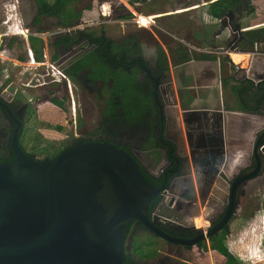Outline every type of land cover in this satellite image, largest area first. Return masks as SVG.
Masks as SVG:
<instances>
[{
  "label": "flooded vegetation",
  "instance_id": "flooded-vegetation-1",
  "mask_svg": "<svg viewBox=\"0 0 264 264\" xmlns=\"http://www.w3.org/2000/svg\"><path fill=\"white\" fill-rule=\"evenodd\" d=\"M248 1L231 0L235 11L231 8L225 9L218 19V29L212 31V37L215 42V39L224 36L218 41L223 40L224 48L228 51L239 47L241 50L253 52L252 55H259L262 59L264 51H257L253 44L256 36L243 35L242 31L245 30H240L235 20L237 10ZM53 8L56 10V7ZM60 8L56 10L57 27L75 25L77 17H70L69 23L62 22L60 11L76 8ZM48 9L49 7L43 6L40 11ZM20 32L24 31L19 30L18 33L21 34ZM66 33L50 31L52 39L49 42L47 38L40 37L42 32L26 36L27 59L29 60L28 51L33 57L28 36L39 38L36 45L42 53V59L47 57L45 52L49 49L51 54L46 62L41 59L36 61V65L47 67L49 60L55 55L53 60L59 61L63 78L72 83V89L69 86L66 90L63 84L53 91L49 99H56L57 102L50 101V105L63 115V107L67 103L69 112L72 110L74 114V94L77 97L85 91L94 100L99 99L100 106L98 115L95 114V125L90 130L91 136L87 135L86 128H78L73 139L107 142L133 156L138 167L146 174L144 177L159 188L156 196L148 202V219L168 236L191 241L183 244L165 240L146 229L136 219H132L126 227L122 241L123 260L127 264H204L205 260L207 264H242L228 248V244L229 238L234 237L240 229L242 219L247 220L249 216L242 215L241 210L247 206L255 178L246 181L242 186L237 185L234 179L241 170L255 165L251 147L248 153L242 155L239 141L234 139L228 144L227 139L225 140L219 119L196 118L195 125L187 130L188 140L195 141V145H192L193 148L187 154L184 151L180 153L174 137L168 135L165 124L162 102L166 96L163 95L161 83L167 68L161 65L157 53L151 59H146L143 52V45L154 47L156 44H142L139 38L134 40L128 34L124 41L107 39L102 29L98 30V34L94 31L89 35L88 31L82 42L79 36L71 37L69 32ZM221 48L214 43L211 51L218 57L225 56L222 51L224 49ZM97 60L100 63L96 65ZM250 64L248 67L252 70V75H249L252 77L236 78L234 94L239 105L250 113L257 110L263 113L254 114L259 117L257 119H260L262 125L255 130L252 146L256 136L264 129V62L257 71H253ZM41 72L34 73L31 81H38L40 76H51L47 70ZM3 76L0 68V161H9L14 158L13 146H18L29 155L22 148L20 138L30 101L18 102L14 93L8 95L5 90L6 79ZM54 81L56 80H51L52 83ZM43 83L41 80L29 86ZM58 93L61 95L56 96ZM64 146H57L52 150L53 152L56 149L55 153L50 152L46 157L54 156ZM143 147H148L150 152L155 153V164L152 166L157 168L155 174H150L143 167L140 157H137L136 153L142 152ZM261 150L264 155V145ZM140 231L165 241L167 245L163 249H152L150 256L139 253L136 257L131 251V242Z\"/></svg>",
  "mask_w": 264,
  "mask_h": 264
},
{
  "label": "rangeland",
  "instance_id": "rangeland-1",
  "mask_svg": "<svg viewBox=\"0 0 264 264\" xmlns=\"http://www.w3.org/2000/svg\"><path fill=\"white\" fill-rule=\"evenodd\" d=\"M219 1L60 0L59 3L48 6V10L40 11V8L46 6L42 5L41 0H0V68L4 75L3 79H6L7 83L5 90L8 95L14 93L18 102L27 103L30 101L23 119V133L20 138L24 151L32 157L40 159L48 156L50 152V154L55 153L56 149L53 152L52 150L57 146L61 147L74 140L73 135H76L78 128L79 130L86 128L87 135L91 136L90 130L93 129L92 125H95L93 124L95 114L98 115L100 106L99 99L94 100L84 91L77 97L75 94L73 95L74 114H72V110L69 112L67 103L64 104L63 115L52 107L49 97L53 91L59 89L63 84H65L66 90L69 86L72 89V83L61 76V66L56 59L49 60L47 67L37 66L34 59L30 63L25 53L28 47L26 43L28 34L42 32L43 35L40 37L47 38L48 42L52 39V36L49 35L50 31L69 32L71 37L82 38L81 42L88 31L89 35L94 31L98 34L99 29L104 31V36L107 39H123L124 41L128 34L134 40L139 38L142 44H156L154 47L143 45L146 59L154 57L158 46L166 48L171 59H182L187 55L196 56V53H201L204 48L210 50L215 43V45H220L221 49H224L222 51L227 52L228 57L234 62L241 61L239 63L241 67H246L249 59L253 71L260 70L262 62L259 55H252L251 51L247 50H245L247 53H241L239 47L228 51L224 48L223 40L218 41L224 36H220L214 42L212 31L218 29V19L221 14L227 8L235 11L231 6V0H226L227 5L224 7L219 5ZM67 6L81 10L77 16V23L71 24L69 27H57L56 10ZM53 7H56V10ZM235 17L239 27L247 29L242 31L243 35L246 37L256 36L253 41L256 50L264 51V0H249L247 4L237 10ZM19 30L24 32L19 34ZM227 36L231 38V35L227 34ZM190 47L195 49L192 50ZM180 48L182 52H176ZM45 53L49 57L51 50L49 49ZM46 58H43L42 62H46ZM41 70H47L48 75L51 76H40L38 81L43 80V84L29 86V84L39 83L31 81V78L34 73L41 74ZM232 74L233 68L224 64L221 76L226 78ZM248 74L252 75L250 68ZM53 79L59 81L56 80L52 83ZM233 79L236 80V78ZM46 92L48 94H44ZM60 95V93L56 94V96ZM63 97L65 99V96ZM251 124L252 130L262 125L260 120L253 121ZM56 126L60 127L59 131L55 129ZM241 141L240 150L244 155L250 151L252 142ZM136 154L137 157H140V152ZM139 159L141 162L143 161L142 157ZM241 163L243 164V161ZM153 169L154 167L152 172H155ZM253 181V191L246 202L247 206L241 210L242 215L249 216L247 220L242 219L240 229L234 237L229 238L228 244V248L242 264H264V173ZM166 245L165 241L145 231H140L131 242V250L135 249L137 257L138 253L149 254L152 249H163ZM135 260L138 261L137 258ZM204 264H207L206 260Z\"/></svg>",
  "mask_w": 264,
  "mask_h": 264
},
{
  "label": "water",
  "instance_id": "water-1",
  "mask_svg": "<svg viewBox=\"0 0 264 264\" xmlns=\"http://www.w3.org/2000/svg\"><path fill=\"white\" fill-rule=\"evenodd\" d=\"M263 145L264 129L251 146L255 165L235 176L237 185L262 175ZM13 152L0 161V264H124L132 219L165 240L191 243L148 219L159 188L122 148L76 138L52 157Z\"/></svg>",
  "mask_w": 264,
  "mask_h": 264
},
{
  "label": "crops",
  "instance_id": "crops-1",
  "mask_svg": "<svg viewBox=\"0 0 264 264\" xmlns=\"http://www.w3.org/2000/svg\"><path fill=\"white\" fill-rule=\"evenodd\" d=\"M161 48L165 53L167 68L161 83L163 95L166 96L162 102L165 124L168 135L174 137L179 152L184 151L187 154L193 148L192 145H195V141L188 140L187 130L195 125L196 118L219 119L228 144L234 139L239 143L241 140L245 143L252 142L258 127L252 130L251 123L258 122L259 117L256 115L261 112L257 110L255 113H250L239 105L234 94L236 81L233 79L234 77L250 78L248 74L250 60L248 59L246 67H241L239 64L241 61L234 62L226 56L218 57L214 55V51L205 48L201 53H196V56L187 55L182 59H171L167 49ZM240 51L247 53L245 50ZM176 52L179 50L177 49ZM261 62H264V58ZM224 64L233 68L232 76L226 78L221 76ZM148 149L143 147L142 156L140 152V157L143 158L141 163L150 174H155L157 168L154 167L155 172H152L155 153Z\"/></svg>",
  "mask_w": 264,
  "mask_h": 264
},
{
  "label": "trees",
  "instance_id": "trees-1",
  "mask_svg": "<svg viewBox=\"0 0 264 264\" xmlns=\"http://www.w3.org/2000/svg\"><path fill=\"white\" fill-rule=\"evenodd\" d=\"M60 0H41L42 2V5H46L47 7L48 6H53V4H57L59 3ZM219 5L224 7L226 6V0H220L219 1ZM81 10H79L78 8L75 9V10H71V9H64L63 11H60V20L62 22H65V23H69L70 22V17H77L78 14L80 13ZM28 40L30 41V49L32 50V53H33V58L35 61H40L42 59V53L40 51V49L37 47L36 45V42L40 41L39 38L37 37H33V36H28ZM156 51H157V55H158V58H159V61L161 63V65L164 66V68H166V57H165V53L164 51L160 48V47H157L156 48ZM179 52H182V49L180 48L179 49ZM55 58V55L51 57L50 60H53ZM85 61L84 60H81L80 63H83ZM99 60L96 61V65L99 64ZM51 102H57L56 99H51L50 100ZM129 110H131V106L128 107ZM55 129L58 131L60 129L59 126H56ZM155 162V161H154ZM140 167V166H139ZM143 175L145 176L146 174H144L143 172V169L140 168ZM132 251V250H131ZM136 254L135 252V249L132 251ZM139 254V253H138ZM151 255V252H149V254H143L142 256H150ZM123 263L124 264H127L125 260H123Z\"/></svg>",
  "mask_w": 264,
  "mask_h": 264
},
{
  "label": "built area",
  "instance_id": "built-area-1",
  "mask_svg": "<svg viewBox=\"0 0 264 264\" xmlns=\"http://www.w3.org/2000/svg\"><path fill=\"white\" fill-rule=\"evenodd\" d=\"M28 57H29V61L30 62H33V57L31 56V54H30V52L28 51ZM51 68H53V66H50ZM57 72H59L58 70H56ZM61 74V76L63 77V73H60ZM55 80H57V81H59L58 79H55Z\"/></svg>",
  "mask_w": 264,
  "mask_h": 264
},
{
  "label": "bare ground",
  "instance_id": "bare-ground-1",
  "mask_svg": "<svg viewBox=\"0 0 264 264\" xmlns=\"http://www.w3.org/2000/svg\"><path fill=\"white\" fill-rule=\"evenodd\" d=\"M262 151V150H261Z\"/></svg>",
  "mask_w": 264,
  "mask_h": 264
}]
</instances>
